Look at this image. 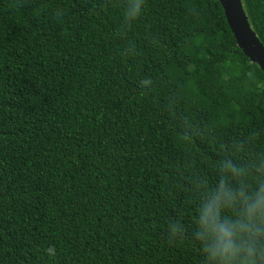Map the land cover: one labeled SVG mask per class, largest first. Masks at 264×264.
Returning <instances> with one entry per match:
<instances>
[{"label": "trees", "instance_id": "1", "mask_svg": "<svg viewBox=\"0 0 264 264\" xmlns=\"http://www.w3.org/2000/svg\"><path fill=\"white\" fill-rule=\"evenodd\" d=\"M123 3L0 0V264H198L169 224L264 154V73L219 1ZM241 3L264 45V0Z\"/></svg>", "mask_w": 264, "mask_h": 264}, {"label": "clouds", "instance_id": "2", "mask_svg": "<svg viewBox=\"0 0 264 264\" xmlns=\"http://www.w3.org/2000/svg\"><path fill=\"white\" fill-rule=\"evenodd\" d=\"M144 0H124L125 24L143 13ZM213 179H198L188 222L169 224L171 239L189 235L198 264H264V154L240 164L218 162ZM49 256H55L52 247Z\"/></svg>", "mask_w": 264, "mask_h": 264}, {"label": "water", "instance_id": "3", "mask_svg": "<svg viewBox=\"0 0 264 264\" xmlns=\"http://www.w3.org/2000/svg\"><path fill=\"white\" fill-rule=\"evenodd\" d=\"M237 47L264 73V45L252 30L241 0H218Z\"/></svg>", "mask_w": 264, "mask_h": 264}]
</instances>
